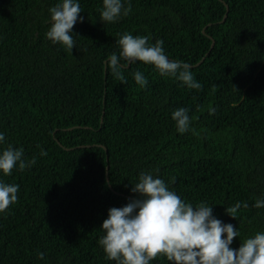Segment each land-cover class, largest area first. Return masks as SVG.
<instances>
[{
	"label": "trees",
	"instance_id": "trees-1",
	"mask_svg": "<svg viewBox=\"0 0 264 264\" xmlns=\"http://www.w3.org/2000/svg\"><path fill=\"white\" fill-rule=\"evenodd\" d=\"M58 2L0 0V148L36 159L0 174L20 186L0 213V264H116L98 243L99 226L108 209L133 198L142 171L237 227L233 249L264 232V208L253 207L264 198V0H130L131 12L113 23L100 19L102 0H80L71 52L45 38ZM123 33L163 40L169 59L190 63L202 88L140 61L121 84L106 61ZM180 107L191 117L183 134L171 118ZM237 202L249 207L233 218L226 210Z\"/></svg>",
	"mask_w": 264,
	"mask_h": 264
},
{
	"label": "clouds",
	"instance_id": "clouds-1",
	"mask_svg": "<svg viewBox=\"0 0 264 264\" xmlns=\"http://www.w3.org/2000/svg\"><path fill=\"white\" fill-rule=\"evenodd\" d=\"M50 28L45 38L71 52L75 46L73 26L83 17L80 0H59L49 8ZM131 12L130 0H102L100 19L113 23ZM163 40L149 43L146 35L123 33L116 41L118 53L110 54L106 67L121 84L127 83L123 75L129 64L136 61L154 66L162 77L181 82L188 89L200 90L192 65L180 60H170L163 48ZM141 88L148 86L147 77L139 70L132 73ZM214 111V110H213ZM178 133L190 130L189 109L180 107L171 114ZM0 132V145L5 142ZM47 153L41 150L40 155ZM36 163L35 157L25 159L21 147L0 148V174L11 175L14 167L20 171ZM18 184L0 180V213L18 200ZM133 198L121 207H112L107 218L99 226L103 235L99 238L105 258L116 264H151L158 256L170 264H264V232H257L245 239L238 249L231 247L233 238L240 235L237 227L223 223L213 215L212 206L206 202L193 205L184 201L168 184L153 172L142 171L132 185ZM248 208L246 202H237L227 214L236 218L237 211ZM253 207L264 208V198L256 199ZM43 260L44 253L38 254Z\"/></svg>",
	"mask_w": 264,
	"mask_h": 264
},
{
	"label": "water",
	"instance_id": "water-1",
	"mask_svg": "<svg viewBox=\"0 0 264 264\" xmlns=\"http://www.w3.org/2000/svg\"><path fill=\"white\" fill-rule=\"evenodd\" d=\"M221 1V0H220ZM223 1V0H222ZM224 3V5H225V10H226V12L224 13V15H223V17H222V19L220 20V22H223L224 20H225V18H226V15H227V11H228V6H227V4L225 3V2H223ZM205 29V27L203 28V30ZM209 38L211 39V44H210V47H209V50L213 47V45H214V40L212 39V37L211 36H209ZM203 60V58L200 60V61H202ZM60 144V143H59ZM61 145V144H60ZM107 171H108V166L106 167V180L108 181V178H107Z\"/></svg>",
	"mask_w": 264,
	"mask_h": 264
}]
</instances>
